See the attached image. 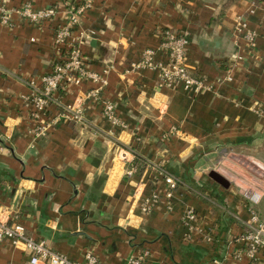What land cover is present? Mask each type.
<instances>
[{
  "label": "crops",
  "instance_id": "crops-1",
  "mask_svg": "<svg viewBox=\"0 0 264 264\" xmlns=\"http://www.w3.org/2000/svg\"><path fill=\"white\" fill-rule=\"evenodd\" d=\"M0 1L16 11L85 0ZM58 9L43 26L17 14L0 23V217L74 261L91 252L99 264H129L147 252L145 264H264V250L256 260L234 258L252 210L264 221V0H95L74 36L89 70L106 80L102 95L121 125L86 101L83 124L64 121L35 139L27 100L56 61L54 30L65 17ZM240 22L256 34L254 50L236 33ZM166 28L187 35L186 65L211 91L161 87L157 71L129 72L146 49L159 48ZM98 86L84 80L55 97L75 109ZM135 154L148 162L141 174L130 166ZM212 171L231 188L214 185ZM162 172L180 184L171 204ZM245 189L258 191V204L240 196ZM187 209L212 243L184 227ZM31 256L23 242L0 244V264H31Z\"/></svg>",
  "mask_w": 264,
  "mask_h": 264
},
{
  "label": "built area",
  "instance_id": "built-area-1",
  "mask_svg": "<svg viewBox=\"0 0 264 264\" xmlns=\"http://www.w3.org/2000/svg\"><path fill=\"white\" fill-rule=\"evenodd\" d=\"M94 1L85 0L77 4L58 2L52 8L44 10H36L32 4L25 3L16 11H11L4 2L0 1V23L7 26L12 24L14 14L32 25L43 26L51 23L52 19L56 17L59 11L58 7L64 9V22L60 26H56L54 30L56 61L53 64L52 72L42 79L39 86L33 85V92L27 100L32 107L30 131L35 139L46 137L51 129L64 121L83 124L85 122L84 104L86 101L100 103L103 117L114 126L121 125L116 105L102 95L103 87L107 84L106 80L89 70L80 43L74 36L75 28L84 14L92 8ZM236 33L248 42L252 50L256 48L257 36L254 32L248 31L244 23L240 22L236 26ZM92 34L94 33L92 32ZM188 44L189 39L185 33L166 28L161 33L159 48L146 49L139 60L130 63L129 72L157 71L161 87L174 89L182 86L185 90L193 89L196 92L211 91L212 86L204 78L193 73L186 65ZM84 80H90L99 86L82 96L77 108H61L55 95L60 91L65 92L71 86H80ZM226 81H232L231 75L227 76ZM54 105L59 106L60 109L58 113L52 116L50 110ZM175 132L176 129H172L171 133ZM123 161L127 164L130 162V158L124 157ZM158 167L162 168L160 164ZM134 172V169H128L127 175L133 176ZM162 173L167 186L165 198L171 204L180 184L173 176ZM158 199L159 197L154 195L152 200L157 202ZM249 199L252 203L258 204L260 194L255 192ZM152 209L150 203H146L142 207L144 213H150ZM182 221L189 233L197 232L205 242H213L212 233H205L199 227L198 215L194 209H187ZM4 239H9L14 244L23 242L32 254L31 264H99L98 258L91 252L85 254L83 261H74L66 255L54 252L44 241H36L28 237L26 228L17 220L10 222V220L0 217V244ZM235 241L240 246L234 251V258L238 260L243 257L256 260L259 251L264 250V221L258 217L254 210H252L251 222ZM147 256V252L133 256L129 260V264H145Z\"/></svg>",
  "mask_w": 264,
  "mask_h": 264
},
{
  "label": "rangeland",
  "instance_id": "rangeland-1",
  "mask_svg": "<svg viewBox=\"0 0 264 264\" xmlns=\"http://www.w3.org/2000/svg\"><path fill=\"white\" fill-rule=\"evenodd\" d=\"M211 173H216V174H218V175H220L219 173H217L216 171H212ZM211 173H210V178L213 180V178L211 177ZM256 175H257V178H258V181H259V179L260 178H262L261 177V175H259L258 173H256ZM220 176H222V175H220ZM223 177V176H222ZM224 178V177H223ZM225 179V178H224ZM227 182H228V187H225V186H222L221 184H219V183H217L215 180H213L215 183H217V184H214V185H216V186H219L222 190H224V189H230L231 188V186H232V184H229L230 182L227 180V179H225ZM257 185H259V184H254V188L255 187H257L258 189H261L259 186H257ZM252 189V188H251ZM251 189H245L243 192H239L240 193V196L242 197V198H245V200H249L248 198L249 197H251L255 192L256 193H258V191H256V190H251ZM230 195H232L233 197H235V194H230ZM255 212H256V214L258 215V217L261 219V216L258 214V211H257V209H255L254 210Z\"/></svg>",
  "mask_w": 264,
  "mask_h": 264
},
{
  "label": "trees",
  "instance_id": "trees-1",
  "mask_svg": "<svg viewBox=\"0 0 264 264\" xmlns=\"http://www.w3.org/2000/svg\"><path fill=\"white\" fill-rule=\"evenodd\" d=\"M131 167L136 168L138 167V174H141L144 168L148 166V162L142 158L141 156L135 154V159L132 162V165L130 164Z\"/></svg>",
  "mask_w": 264,
  "mask_h": 264
},
{
  "label": "water",
  "instance_id": "water-1",
  "mask_svg": "<svg viewBox=\"0 0 264 264\" xmlns=\"http://www.w3.org/2000/svg\"><path fill=\"white\" fill-rule=\"evenodd\" d=\"M211 177L213 180H215L217 183L221 184L222 186L228 187V182L220 175L216 173H212Z\"/></svg>",
  "mask_w": 264,
  "mask_h": 264
}]
</instances>
